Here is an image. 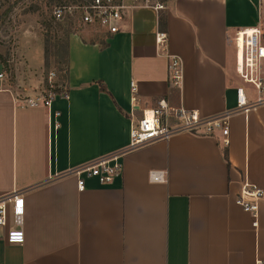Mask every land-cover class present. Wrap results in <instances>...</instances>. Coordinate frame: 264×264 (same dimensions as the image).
I'll return each mask as SVG.
<instances>
[{"label":"crops","instance_id":"1","mask_svg":"<svg viewBox=\"0 0 264 264\" xmlns=\"http://www.w3.org/2000/svg\"><path fill=\"white\" fill-rule=\"evenodd\" d=\"M165 5L130 9L111 35L71 34L66 95L49 108L26 105L0 64V195L21 192L25 234L12 244L0 229V264H264V103L235 110L234 41L255 26L264 39V0ZM160 16L165 51L155 45ZM166 53L181 58L179 87ZM160 100L167 116L218 117L227 135L200 127L129 148L132 124ZM104 156H117L120 173L109 182L81 174L79 190L67 171ZM244 180L262 189L256 217L236 203Z\"/></svg>","mask_w":264,"mask_h":264},{"label":"built area","instance_id":"2","mask_svg":"<svg viewBox=\"0 0 264 264\" xmlns=\"http://www.w3.org/2000/svg\"><path fill=\"white\" fill-rule=\"evenodd\" d=\"M68 0L62 1L52 7L51 16L54 21L64 24L71 21L78 22L83 27H98L106 34H114L120 30L121 22L127 13L135 7H151L161 10L166 7L164 0ZM236 44L235 71L242 85L235 88L236 109L247 111L251 106L264 103V39L262 30L255 26L239 29L235 32ZM155 45L163 51L167 47V34L163 30L155 33ZM167 57V79L171 86L179 87L182 81L183 67L178 55L166 53ZM55 76L50 71L48 80ZM244 85H248L253 92L254 100L249 102V92ZM56 92H40L34 96H25L21 100L30 107L42 105L49 108L51 99L57 95ZM66 95V92L61 91ZM166 104L164 100L158 102V107L142 112L131 127L129 148L134 149L147 143L167 139L171 134L178 131L197 133L200 127H204L208 133L213 126L222 127V135L226 136L228 128L221 123L218 117L201 118L195 111L184 109H173V123H168L165 114ZM166 120V121H165ZM228 143L223 139V145ZM121 171V163L117 156H104L93 159L82 165L67 171L77 177V187L84 189V179L81 174L96 177L100 182H109ZM151 181H165L162 171H150ZM262 189L254 183L244 180L236 197V203L244 211L256 217L258 200L262 197ZM23 197L21 192L14 190L10 193L0 195V229L6 242L20 244L25 239L22 227L23 219ZM259 264V261L257 262Z\"/></svg>","mask_w":264,"mask_h":264},{"label":"rangeland","instance_id":"3","mask_svg":"<svg viewBox=\"0 0 264 264\" xmlns=\"http://www.w3.org/2000/svg\"><path fill=\"white\" fill-rule=\"evenodd\" d=\"M59 1L68 0H21L14 4L5 17H0L3 80L21 99L23 95L34 96L40 92H56L61 89L66 75L69 36L83 34L86 29H97L83 27L78 22L60 24L54 21L51 10ZM150 1L153 3L155 0ZM33 6L35 10H30ZM50 71H54L55 76L49 81ZM168 113V123H173L174 117L170 116L173 111Z\"/></svg>","mask_w":264,"mask_h":264},{"label":"trees","instance_id":"4","mask_svg":"<svg viewBox=\"0 0 264 264\" xmlns=\"http://www.w3.org/2000/svg\"><path fill=\"white\" fill-rule=\"evenodd\" d=\"M20 1L21 0H0V10H1V8L5 7L3 10L0 11V17H5L8 14V12L12 10L14 4H16ZM30 10H35V7L34 6L31 7ZM158 23H159V26L161 28L160 30H162L163 27L165 26V18L163 16H160ZM1 62H2V60H1ZM2 64L4 65V62H2ZM98 86H99V89L101 91L107 92L106 86L104 84L98 82ZM58 92H61V89H59ZM223 154H224L225 159L227 160L226 152L224 151Z\"/></svg>","mask_w":264,"mask_h":264}]
</instances>
